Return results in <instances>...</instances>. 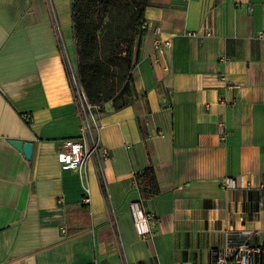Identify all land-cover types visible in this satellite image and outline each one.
<instances>
[{"label": "crops", "instance_id": "1", "mask_svg": "<svg viewBox=\"0 0 264 264\" xmlns=\"http://www.w3.org/2000/svg\"><path fill=\"white\" fill-rule=\"evenodd\" d=\"M144 18L138 97L92 112L109 156L68 169L58 149L82 123L72 0H0V264H211L232 232L264 243V189L222 185L264 182V0H150ZM156 38L170 42L157 53ZM149 166L159 192L145 198ZM135 200L156 216L147 238Z\"/></svg>", "mask_w": 264, "mask_h": 264}, {"label": "trees", "instance_id": "2", "mask_svg": "<svg viewBox=\"0 0 264 264\" xmlns=\"http://www.w3.org/2000/svg\"><path fill=\"white\" fill-rule=\"evenodd\" d=\"M130 2V7H128ZM150 0H72L78 77L90 103L99 110L113 101L122 108L138 96L133 70L140 60L144 10ZM130 87L133 96L118 103ZM145 198L159 192L153 166L137 175ZM86 212L89 204L82 202Z\"/></svg>", "mask_w": 264, "mask_h": 264}, {"label": "built area", "instance_id": "3", "mask_svg": "<svg viewBox=\"0 0 264 264\" xmlns=\"http://www.w3.org/2000/svg\"><path fill=\"white\" fill-rule=\"evenodd\" d=\"M150 22L145 20L142 28H148ZM155 30L158 32L159 27ZM168 40L156 38L154 40V52H160L169 45ZM70 79L74 89L76 100L80 106L81 112V131L79 136L63 140L59 146L57 157L63 168L83 167L95 155L99 157H108L109 149L103 147L98 135L94 133L93 123L91 121L92 112L96 105L90 103L86 93L79 81L77 70L71 66ZM225 137V134L222 138ZM101 154V155H100ZM225 188H242L252 190L255 188L264 189V182L255 184L253 181L239 182L235 178L226 177L222 184ZM83 202L89 203L90 197L84 196ZM130 209L134 216V222L138 234L147 238L153 233V226L156 222L154 213L147 212L144 209L141 200H135L130 203ZM253 231L238 230L230 234L227 247L225 249L214 248L211 253V264H264V243H252Z\"/></svg>", "mask_w": 264, "mask_h": 264}, {"label": "water", "instance_id": "4", "mask_svg": "<svg viewBox=\"0 0 264 264\" xmlns=\"http://www.w3.org/2000/svg\"><path fill=\"white\" fill-rule=\"evenodd\" d=\"M10 143L15 146L17 149H19L21 152H23L27 158L32 157L33 153V142L31 141H24L22 139H10Z\"/></svg>", "mask_w": 264, "mask_h": 264}, {"label": "rangeland", "instance_id": "5", "mask_svg": "<svg viewBox=\"0 0 264 264\" xmlns=\"http://www.w3.org/2000/svg\"><path fill=\"white\" fill-rule=\"evenodd\" d=\"M130 5V2H128V7H130L129 6ZM76 70H77V75H78V64H77V61H76ZM79 78V77H78ZM80 81V80H79ZM130 96H133V89H132V87H130V89H129V91L126 93V95L125 96H123V97H121L119 100H118V103H123L124 101H128L129 100V98H130Z\"/></svg>", "mask_w": 264, "mask_h": 264}]
</instances>
